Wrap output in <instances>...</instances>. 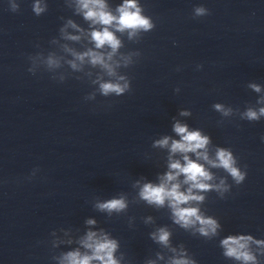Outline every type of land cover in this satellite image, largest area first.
<instances>
[{
    "label": "clouds",
    "instance_id": "clouds-1",
    "mask_svg": "<svg viewBox=\"0 0 264 264\" xmlns=\"http://www.w3.org/2000/svg\"><path fill=\"white\" fill-rule=\"evenodd\" d=\"M7 5L12 13L21 11L20 0H7ZM63 5L72 16L59 17L62 23L57 35L49 39L48 48L39 42L34 44L37 51L25 56L27 72L33 76L47 73L57 84L70 79L86 83L90 91L83 102H95L110 109L114 104L110 98L132 92V77L127 70L143 56L140 49L125 50L126 41L140 44L146 34L155 30L156 21L146 14L141 0H121L115 6L110 0H63ZM31 10L36 17L46 14L48 0H32ZM210 15L211 10L203 4L192 9V19ZM73 17H80L83 23ZM202 69L203 64H196V71ZM181 70L177 66L176 71ZM246 87L257 98L255 103H246L243 110L221 102L212 104L221 117L218 127L236 118L249 123L264 120V85L249 81ZM180 91L179 86L174 89L176 94ZM98 96L104 100L98 101ZM191 116V109H179L177 116L172 117L171 133L153 139L151 148L163 154V164L158 167L164 169L156 172L154 179L141 175L132 181L131 192L120 191L110 198L94 195L89 203L106 220L127 217L130 229L136 227L137 218L128 215L133 205L143 204L166 212L171 224H157L153 215L140 218L145 226L151 227L148 238L158 246L142 264H199L184 243H173L175 229L204 241H218L222 257L232 264H264V238L250 233L222 236L223 224L206 207L209 193H215L219 200L228 199L233 188L247 179L248 165H241L240 157L231 147L215 144L202 128L190 126L186 118ZM260 139L264 142V135ZM145 155L151 159V154ZM39 172L37 166L27 176L17 178V182H31ZM37 243L48 248L51 264H134L122 250L120 239L92 216L84 219L83 228H54L46 241Z\"/></svg>",
    "mask_w": 264,
    "mask_h": 264
}]
</instances>
